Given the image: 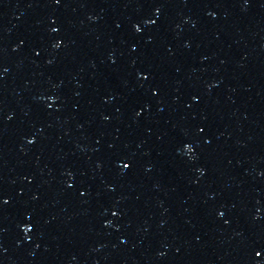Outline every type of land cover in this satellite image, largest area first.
Returning a JSON list of instances; mask_svg holds the SVG:
<instances>
[{"label": "water", "instance_id": "1", "mask_svg": "<svg viewBox=\"0 0 264 264\" xmlns=\"http://www.w3.org/2000/svg\"><path fill=\"white\" fill-rule=\"evenodd\" d=\"M0 173L124 196L264 189V0H0Z\"/></svg>", "mask_w": 264, "mask_h": 264}]
</instances>
